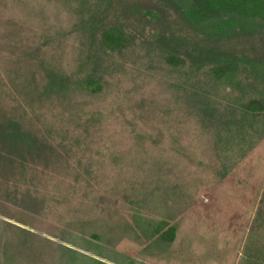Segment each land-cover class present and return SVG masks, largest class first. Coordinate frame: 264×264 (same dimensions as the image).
<instances>
[{"label":"rangeland","instance_id":"1","mask_svg":"<svg viewBox=\"0 0 264 264\" xmlns=\"http://www.w3.org/2000/svg\"><path fill=\"white\" fill-rule=\"evenodd\" d=\"M191 5L0 0V264H264V25L216 42Z\"/></svg>","mask_w":264,"mask_h":264},{"label":"trees","instance_id":"2","mask_svg":"<svg viewBox=\"0 0 264 264\" xmlns=\"http://www.w3.org/2000/svg\"><path fill=\"white\" fill-rule=\"evenodd\" d=\"M193 5L184 11L182 18L186 21L189 20L192 23L199 24L200 22L206 25L209 32L215 38L216 42H221L227 36H233L237 33L236 26L238 23L245 25L243 28H249L250 24L257 23L264 25V0H192ZM125 41V34L119 28H109L102 32L101 44L104 48L109 50H119L121 49ZM228 43V42H225ZM235 61H226L225 64H219L210 68V74L214 78L217 85L222 83H227L234 86L235 74L237 72L239 65L237 62H243L244 60H239L235 58ZM251 68L259 67L262 65L264 67V62L260 65L253 63V60H247ZM244 65V64H242ZM236 85H241L243 82H236ZM97 83L93 80H87L85 83V90L95 92ZM264 102L262 100H248L245 105V111L248 115H252L253 118L264 114ZM205 116L210 120L216 119V117L231 118L230 121L225 123L227 126L228 134L232 133V130H242L246 127L247 123H250L252 118L250 116L242 115L239 119L236 117V112L225 110V114L214 113L206 107ZM215 112H217L215 110ZM216 114V115H215ZM235 123V125H233ZM240 122V127L238 126ZM233 126H238V128H233ZM22 133V131L15 125V123L6 120L5 123L0 124V140L2 138L10 140L15 135ZM234 135V133H233ZM233 138V136H228ZM228 138V139H229Z\"/></svg>","mask_w":264,"mask_h":264}]
</instances>
